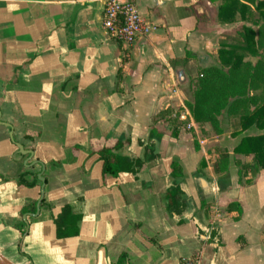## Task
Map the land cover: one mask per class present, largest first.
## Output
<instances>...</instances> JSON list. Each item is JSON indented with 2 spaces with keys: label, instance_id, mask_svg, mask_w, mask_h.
<instances>
[{
  "label": "crops",
  "instance_id": "crops-1",
  "mask_svg": "<svg viewBox=\"0 0 264 264\" xmlns=\"http://www.w3.org/2000/svg\"><path fill=\"white\" fill-rule=\"evenodd\" d=\"M225 1L137 0L146 32L128 45L105 31V0H0L3 254L16 264H181L196 254L202 264H264V168L240 182L234 163L252 159L234 153L242 137L264 130L222 117L233 128L218 135L185 105L199 69L221 64L223 44H235L243 25L258 29L239 12L222 21ZM168 108L180 110L177 135L159 117ZM4 123L33 150L27 164L46 166L47 206L25 214L23 228L16 223L25 202L40 197L42 166L26 165ZM152 125L160 139L150 138ZM120 138L127 141L120 154L144 161L152 147L155 156L138 172L104 176L98 150ZM218 148L231 156L224 188L214 168ZM173 159L186 173L181 212L166 211ZM21 175L29 184H18ZM231 200L242 214L227 209ZM66 206L78 233L60 237L55 218Z\"/></svg>",
  "mask_w": 264,
  "mask_h": 264
},
{
  "label": "trees",
  "instance_id": "trees-1",
  "mask_svg": "<svg viewBox=\"0 0 264 264\" xmlns=\"http://www.w3.org/2000/svg\"><path fill=\"white\" fill-rule=\"evenodd\" d=\"M239 12L242 18L257 14L252 27L241 26L236 32L235 44H223L219 50L220 65L200 68L192 89V101H186L192 118L200 126L205 123L211 125L215 134H223L226 131L222 117L228 122L233 119L240 120L242 130L253 125L264 130V0H226L224 7L220 9L219 18L222 21H233ZM123 59L126 61L127 54L123 50ZM248 55L256 57L255 63L245 59ZM180 110L168 108L159 116L160 119L174 125L173 134L178 132V119ZM155 122V121H154ZM162 132L155 126L150 128V138L160 139ZM127 144L123 138L115 142L105 143L98 154L103 162L104 176H118L121 173L138 172L145 165L148 158H153L152 147H146V159L132 158L120 154V150ZM220 150V148H218ZM234 153L252 155L249 162H243L235 158L234 163L239 167V181L242 182L252 169L264 168V133L258 135H246L234 148ZM231 156L228 150H220L215 161V171L220 175L221 188L230 183L229 165ZM205 164L204 160L201 166ZM199 172H196L198 174ZM186 173L184 165L179 159L171 162V176L173 185L167 191L165 199L166 211L181 212L187 197L180 188V180ZM21 175L18 184H29ZM36 199L28 200L20 211L16 226H25L23 215L36 212ZM228 210H238L242 214V206L238 201L225 203ZM42 207L47 206L43 199ZM78 218L71 213L68 206L55 218L57 234L60 237L77 235Z\"/></svg>",
  "mask_w": 264,
  "mask_h": 264
},
{
  "label": "built area",
  "instance_id": "built-area-1",
  "mask_svg": "<svg viewBox=\"0 0 264 264\" xmlns=\"http://www.w3.org/2000/svg\"><path fill=\"white\" fill-rule=\"evenodd\" d=\"M103 27L111 39L132 45L146 32L137 0H105ZM181 264H202L199 254L182 258Z\"/></svg>",
  "mask_w": 264,
  "mask_h": 264
},
{
  "label": "water",
  "instance_id": "water-1",
  "mask_svg": "<svg viewBox=\"0 0 264 264\" xmlns=\"http://www.w3.org/2000/svg\"><path fill=\"white\" fill-rule=\"evenodd\" d=\"M4 124L10 128V130H11L10 131V137L13 140V142H15L13 139V127H12V125L9 123H4ZM15 144L18 147V151L21 154L28 155L27 160H26L27 166H31V165H35V164H40L42 166V171L40 173H38V175H37L38 179L41 181L40 197L38 198V200L36 202V212L32 214L34 216H38L40 213V210H41L42 201H43L44 196H45L46 179L43 176V172L45 171L46 166L40 160H33L30 164H27V162L33 158V155H34L33 150L25 149L24 146L18 142H15ZM24 221L27 222V215H24ZM0 264H16V263L0 251Z\"/></svg>",
  "mask_w": 264,
  "mask_h": 264
},
{
  "label": "rangeland",
  "instance_id": "rangeland-1",
  "mask_svg": "<svg viewBox=\"0 0 264 264\" xmlns=\"http://www.w3.org/2000/svg\"><path fill=\"white\" fill-rule=\"evenodd\" d=\"M257 14H252L250 17H249V20L250 21H252L253 19H256L257 18ZM249 56V55H248ZM185 125H187V124H185ZM185 127H187V129H188V126H185ZM236 126H234V128H235ZM226 128L228 129V130H230L231 128H233V125H230V124H227L226 125ZM203 130V129H202ZM204 131V130H203ZM195 144H197V141L195 142Z\"/></svg>",
  "mask_w": 264,
  "mask_h": 264
}]
</instances>
